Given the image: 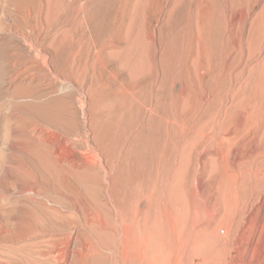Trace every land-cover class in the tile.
Segmentation results:
<instances>
[{
  "label": "rangeland",
  "instance_id": "1",
  "mask_svg": "<svg viewBox=\"0 0 264 264\" xmlns=\"http://www.w3.org/2000/svg\"><path fill=\"white\" fill-rule=\"evenodd\" d=\"M144 255L264 264V0H0V264Z\"/></svg>",
  "mask_w": 264,
  "mask_h": 264
},
{
  "label": "bare ground",
  "instance_id": "2",
  "mask_svg": "<svg viewBox=\"0 0 264 264\" xmlns=\"http://www.w3.org/2000/svg\"><path fill=\"white\" fill-rule=\"evenodd\" d=\"M36 1H38V0H36ZM36 3H37V2H36ZM36 3H35V4H36ZM37 4H38V3H37ZM32 46H33V45H32ZM34 46H35V45H34ZM45 55H46V54H45ZM45 57H46V56H45ZM46 58H47V57H46ZM44 60H45V59H44ZM46 61H47V60H46ZM46 65H47V64H46ZM49 73H50V72H49ZM47 74H48V73H47ZM53 74H54V73H53ZM48 76H49V75H48ZM45 80H46V79H45ZM82 96H83V95H82ZM84 96H85V95H84ZM85 97H86V96H85ZM83 100H84V99H83ZM83 100H82V101H83ZM122 117H123V116H122ZM101 125H102V124H101ZM101 129H102V128H101ZM101 129H100V130H101ZM47 131H48V130H47ZM49 132H51V131H49ZM60 132H61V131H60ZM120 132H121V131H120ZM148 132H149V131H148ZM51 133H52V132H51ZM59 134H60V133H59ZM61 134H62V133H61ZM86 134H87V133H86ZM82 135H83V134H82ZM63 137H67V136H63ZM85 137H86V135H85ZM99 137H100V136H99ZM65 139H66V138H65ZM87 139H88V138H87ZM67 140H68V139H67ZM67 142H68V141H67ZM83 142H84V141H83ZM63 143H64V142H63ZM95 143H96V142H95ZM64 144H65V143H64ZM88 144H89V143H88ZM93 145H94V144H93ZM93 145H92V146H93ZM59 146H60V145H59ZM64 146H65V145H64ZM89 146H90V145H89ZM124 146H125V145H124ZM55 148H56V147H55ZM57 148H58V147H57ZM92 148H93V147H92ZM119 148H120V147H119ZM121 148H122V147H121ZM61 149H62V148H61ZM65 149H66V148H65ZM84 149H85V148H84ZM89 149H90V148H89ZM93 149H95V148H93ZM98 149H99V148H98ZM57 150H59V149H57ZM71 150H72V149H71ZM64 151H65V150H64ZM67 151H68V150H67ZM121 151H122V150H121ZM162 152H163V151H162ZM54 153H55V152H54ZM58 153H59V152H58ZM62 153H63V152H62ZM65 153H66V152H65ZM69 153H70V151H69ZM71 153H72V152H71ZM119 153H120V152H119ZM88 154H89V153H88ZM93 154H94V153H93ZM58 155H59V154H58ZM94 155H95V154H94ZM101 155H102V154H101ZM68 156L70 157V154H69ZM91 156H92V155H91ZM59 157H60V156H59ZM100 157H101V156H100ZM64 158H65V157H64ZM91 158H92V157H91ZM88 159H90V158H88ZM92 159H93V158H92ZM122 159H123V158H122ZM81 160H82V158H81ZM61 161H62V159H61ZM88 161H89V160H88ZM91 162H92V161H91ZM118 162H119V161H118ZM81 164H83V162H82ZM100 164H101V163H100ZM103 164H104V163H103ZM91 165H92V163H91ZM101 165H102V164H101ZM98 167H99V166H98ZM115 168H116V167H115ZM86 169H88V168L86 167ZM91 169H92V168H91ZM100 169H101V170H100ZM100 169H98V170L101 172V173H100V172L98 171V172L100 173V176H101V174L103 173V176H101V177H102V178H105V175H104V174H105L104 168H102V166H101ZM94 170H95V169H94ZM105 170H107V169H105ZM87 172H88V171H87ZM85 173H86V172H85ZM94 173L97 174V172H94ZM99 173H98V175H99ZM96 174H95V175H96ZM106 174H107V172H106ZM78 175H79V174H78ZM81 175H82V174H81ZM92 175H93V174H92ZM98 175H97V176H98ZM85 176H86V175H85ZM89 176H90V175H89ZM100 176H98L99 179H100ZM63 177H64V175H63ZM77 177H78V176H77ZM79 177H80V175H79ZM81 177L83 178V176H81ZM91 177H94V176H91ZM88 178H89V177H88ZM102 178H101V179H102ZM93 179H94V178H93ZM93 179H92V180H93ZM96 179H97V177H96ZM99 179H98V180H99ZM58 180H59V179H58ZM63 180H64V179H63ZM61 181H62V180H60V182H61ZM75 181H76V180H75ZM95 181H96V180H95ZM63 182H64V181H62V183H63ZM66 183H69V182H66ZM87 183H88V182H87ZM69 184H70V183H69ZM107 185H108V184H107ZM60 186H61V185H60ZM69 187H70V186H69ZM84 187H86V186H84ZM89 187H90V186H89ZM100 187H101V186H100ZM108 187H109V186H108ZM60 188H61V187H60ZM65 188H66V187H65ZM45 189H46V188H45ZM69 189H70V188H69ZM92 189H93V188H92ZM94 189H95V188H94ZM35 190H36V189H35ZM37 190H38V189H37ZM59 190H60V189H59ZM88 190H89V189H88ZM96 190H97V189H96ZM105 190H106V189H105ZM66 191H68V189H67ZM78 191H79V190H78ZM80 191H81V190H80ZM42 192H43V191H42ZM70 192H71V190H70ZM95 192H96V191H95ZM97 192H98V190H97ZM43 193H44V192H43ZM61 193H62V192H61ZM107 193H108V192H107ZM107 193H106V195H107ZM49 194H50V193H49ZM74 194H75V193H74ZM32 195H33V194H32ZM36 195H37V194H36ZM58 195H59V193H58ZM118 195H119V194H118ZM121 195H122V194H121ZM126 195H127V194H126ZM56 196H57V195H56ZM74 196H75V195H74ZM149 196H150V195H149ZM75 197H76V196H75ZM102 197H103V196H102ZM73 198H74V197H73ZM148 198H149V197H148ZM97 199H98V198H97ZM101 199H102V198H101ZM103 199H104V198H103ZM129 199H130V198H129ZM60 200L62 201V199H60ZM77 200H78V199H77ZM68 201H69V200H68ZM78 201H80V200H78ZM78 201H77V202H78ZM49 202H50V201H49ZM97 202H98V201H97ZM68 203H69V202H68ZM85 203H86V202H85ZM95 203H96V202H95ZM102 203H103V202H102ZM37 204H38V203H37ZM57 204H58V203H57ZM59 204H60V203H59ZM73 204H74V203H73ZM105 204H106V203H105ZM61 205H62V204H61ZM69 205H70V204H69ZM103 205H104V204H103ZM103 205H102V206H103ZM106 205H107V204H106ZM146 205H147V203H146ZM62 206H63V205H62ZM77 206H78V204H77ZM83 206H84V205H83ZM87 206H88V205H87ZM64 207H65V206H64ZM88 207H89V206H88ZM98 207H99V206H98ZM146 207H147V209H148V205H147ZM146 207H145V208H146ZM100 208H101V207H100ZM102 208H103V207H102ZM78 210H79V208H78ZM80 210H81V209H80ZM95 210H96V209H95ZM98 210H101V209H98ZM91 211H92V210H91ZM105 211H106V210H105ZM112 211H113V210H112ZM67 212H69V211H67ZM109 212H111V211H109ZM109 212H108V213H109ZM71 213H72V211H71ZM91 213H92V212H91ZM100 213H101V212H100ZM112 213H113V212H112ZM147 214H148V213H147ZM95 215H96V214H95ZM108 215H109V214H108ZM108 215H107V216H108ZM110 215H111V214H110ZM113 215H114V214H113ZM97 216H98V215H97ZM71 217H72V216H71ZM102 217H103V216H102ZM113 218H114V217H113ZM104 219H106V218H104ZM22 222H23V221H22ZM25 222H26V221H25ZM20 223H21V222H20ZM20 223H19V224H20ZM102 223H104V222L102 221ZM110 223H111V222H110ZM25 224H26V223H25ZM25 224H24V225H25ZM54 224H55V223H54ZM19 226H20V225H19ZM17 227H18V226H17ZM23 227H25V226H23ZM52 227H53V225H52ZM54 227H55V226H54ZM82 228H83V227H82ZM6 230L8 231V229H6ZM22 230H23V229H22ZM57 230H58V229H57ZM61 230H62V229H61ZM64 230H65V229H64ZM64 230H63V231H64ZM81 230H82V229H81ZM110 231H111V230H110ZM16 232H17V230H16ZM22 233H23V232H22ZM66 233H67V232H66ZM73 233H74V232H73ZM60 234H61V233H60ZM88 234H89V233H88ZM61 235H62V234H61ZM74 235H75V234H74ZM74 235H73V238H74ZM50 236H51V235H50ZM54 236H55V235H54ZM59 236H60V235H59ZM70 236H71V235H70ZM76 236H77V235H76ZM77 238H78V236H77ZM38 240H39V239H38ZM78 240H79V239H78ZM61 241H62V239H61ZM65 241H66V240H65ZM30 242H31V241H30ZM62 242H63V241H62ZM73 242H74V241H73ZM76 242H77V241H76ZM82 242H83V241H82ZM71 243H72V242H71ZM71 243H70V245H71ZM76 244H77V243H76ZM68 246H69V245H68ZM69 247H70V246H69ZM73 247H74V246H73ZM71 248H72V247H71ZM20 249H23V248H20ZM71 250H72V249H71ZM32 251H33V250H32ZM34 252H35V251H34ZM75 253H76V251H75ZM25 254H26V253H25ZM25 254H24V255H25ZM27 254H28V253H27ZM27 254H26V257H29V256H27ZM30 254H32V253H30ZM51 254H52V253H51ZM51 254H50V255H51ZM67 254H68V252H67ZM146 254H147V253H146ZM149 254H150V253H149ZM75 255H76V254H75ZM78 255H79V254H78ZM32 256H35V255L32 254ZM38 256H39V255H38ZM48 256H49V255H47V257H48ZM66 256H67V255H66ZM142 256H143V255H142ZM26 257H24V259H30V258H26ZM36 257H37V256H36ZM37 258H39V257H37ZM19 259H20V258H19ZM67 259H69V258H67ZM67 259H66V260H67ZM72 259H73V258H72ZM142 259H143V258H142ZM144 260H145V264H150V260H151V259H150V256L145 257V255H144ZM144 260H143V261H144ZM22 261H23V260H22ZM28 261H29V260H28ZM63 261H64V260H63ZM69 261H70V260H69ZM8 263H9V262H8ZM25 263H26V261H25ZM50 263H51V262H50ZM62 263H63V262H62ZM18 264H19V263H18ZM20 264H21V263H20ZM22 264H23V262H22ZM30 264H36V262H33V263L30 262ZM63 264H64V263H63Z\"/></svg>",
  "mask_w": 264,
  "mask_h": 264
}]
</instances>
